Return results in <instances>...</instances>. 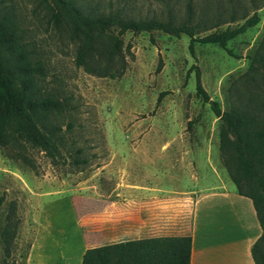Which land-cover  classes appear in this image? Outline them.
<instances>
[{"label":"rangeland","instance_id":"374dc122","mask_svg":"<svg viewBox=\"0 0 264 264\" xmlns=\"http://www.w3.org/2000/svg\"><path fill=\"white\" fill-rule=\"evenodd\" d=\"M48 1L0 0L44 61V84L68 103L54 119L63 135V140L57 139L63 154L60 163L32 150L34 168L9 148L0 147V264H26L37 220L49 202L44 208L53 221L48 237L63 241L55 249L56 262L65 261L62 254H77L80 243L64 245L65 235L74 237L73 219L63 196L83 191L94 179L106 186L109 181L116 185L115 180L121 186L150 181L160 192L184 193L195 188V177L204 175L205 183L221 182L235 188L219 153L223 120L212 110L210 100L227 110L249 90L264 98V90L256 88L249 71L251 56L264 37V0H256L259 21L228 40L231 53L218 43L199 41L192 53L186 34L125 32L123 58L115 60L116 66L123 62V67L115 76L91 73L75 63V44L66 30L49 19ZM85 1L131 15L165 16L171 10L177 20L183 17L185 4V0ZM195 1L197 9L207 2ZM220 2L227 5V0ZM240 5L252 13L250 0H240ZM243 20L215 28L234 27ZM193 64L198 66L210 100L196 92ZM258 71L264 74V67ZM76 147L83 149L85 163H72L69 150Z\"/></svg>","mask_w":264,"mask_h":264},{"label":"trees","instance_id":"16d2710c","mask_svg":"<svg viewBox=\"0 0 264 264\" xmlns=\"http://www.w3.org/2000/svg\"><path fill=\"white\" fill-rule=\"evenodd\" d=\"M252 13L240 5V0H207L199 9L195 0H185L184 15H131L118 9H105L85 0H49V19L67 31L75 44L74 60L86 71L115 76L123 62V34L159 30L174 35L189 36V50L194 52L196 41L218 43L231 53L227 42L259 21L256 0H250ZM244 19L240 24L215 28L223 22ZM250 80L264 90V37L251 56ZM255 63V64H254ZM161 66L159 62L157 68ZM195 68L196 92L210 100ZM45 64L25 35L15 15L0 6V147L9 148L32 167V150L42 151L49 160L60 163L63 156L57 139L63 140L61 125L54 119L68 103L44 84ZM258 90V92H259ZM162 95V93L160 94ZM214 113L221 117L219 153L230 179L239 194L248 196L262 228L251 246L255 264H264V98L254 92L239 95L237 103L223 110L217 100H210ZM72 125L71 120L67 122ZM81 147L69 150L72 163H85ZM80 264H190L189 238L173 241L140 242L136 239L87 247Z\"/></svg>","mask_w":264,"mask_h":264},{"label":"crops","instance_id":"0c3cea01","mask_svg":"<svg viewBox=\"0 0 264 264\" xmlns=\"http://www.w3.org/2000/svg\"><path fill=\"white\" fill-rule=\"evenodd\" d=\"M204 177H195L198 187L184 193L160 192L150 181L121 186L115 180L116 185L109 181L106 186L94 179L83 191L75 188L63 196L73 219L74 238L69 239L68 233L63 240L66 246L80 243V251L62 254L65 261L56 262L55 249L63 241L48 237L53 221L44 208L49 202L37 220L26 264H80L87 247L127 239L173 241L184 234L189 238L190 264H255L251 246L262 228L251 199L236 187L205 183ZM59 229L64 232L62 226Z\"/></svg>","mask_w":264,"mask_h":264}]
</instances>
